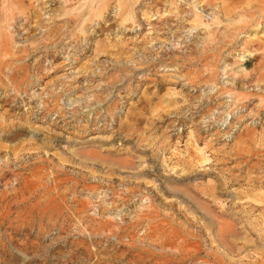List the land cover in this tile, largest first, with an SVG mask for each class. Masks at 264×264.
Here are the masks:
<instances>
[{
  "label": "rangeland",
  "instance_id": "374dc122",
  "mask_svg": "<svg viewBox=\"0 0 264 264\" xmlns=\"http://www.w3.org/2000/svg\"><path fill=\"white\" fill-rule=\"evenodd\" d=\"M0 264H264V0H0Z\"/></svg>",
  "mask_w": 264,
  "mask_h": 264
},
{
  "label": "bare ground",
  "instance_id": "6f19581e",
  "mask_svg": "<svg viewBox=\"0 0 264 264\" xmlns=\"http://www.w3.org/2000/svg\"><path fill=\"white\" fill-rule=\"evenodd\" d=\"M28 16V15H27Z\"/></svg>",
  "mask_w": 264,
  "mask_h": 264
}]
</instances>
